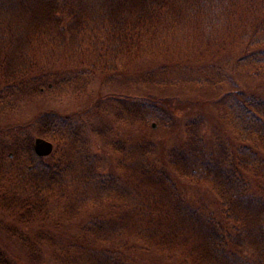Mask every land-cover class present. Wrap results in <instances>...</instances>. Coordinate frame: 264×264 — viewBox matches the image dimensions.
I'll return each instance as SVG.
<instances>
[{"label":"trees","instance_id":"16d2710c","mask_svg":"<svg viewBox=\"0 0 264 264\" xmlns=\"http://www.w3.org/2000/svg\"><path fill=\"white\" fill-rule=\"evenodd\" d=\"M206 39L220 51L242 49L236 67L264 74V0H0V114L26 94L70 92L72 71L45 70L58 47L111 72L148 57L155 67L146 78L158 87L218 89L229 78L219 50L209 58L191 54L198 41L210 46ZM134 110L144 126L166 121L149 101ZM224 119L235 136L231 148L215 153L195 137L169 155V170L154 165L150 141L129 148L111 142L122 156L121 176L105 171L85 126L42 113L0 149V213L37 226L41 242L60 247L52 251L60 264H133L124 252L133 237L185 244L191 264H264V98L229 95ZM38 136L54 144L49 157L35 152ZM175 175L210 186L215 211L201 212ZM71 225L75 236L56 233ZM7 230L44 252L19 226ZM0 264H11L1 250Z\"/></svg>","mask_w":264,"mask_h":264},{"label":"rangeland","instance_id":"374dc122","mask_svg":"<svg viewBox=\"0 0 264 264\" xmlns=\"http://www.w3.org/2000/svg\"><path fill=\"white\" fill-rule=\"evenodd\" d=\"M223 38L220 34V40ZM225 39L228 42L232 40L230 37ZM207 42H211V45L198 41L191 54L199 57L203 53L204 57L209 58L219 50L222 56L217 61L222 58L219 64L226 65L229 78L227 83L218 89L196 86L158 87L146 78L155 67L148 57L129 62L111 72L98 68L97 65L94 68V62L75 54L71 47L69 50L72 51L68 52L56 48L55 56L49 60L45 57V70L72 71L73 75L68 79L72 86L70 92L66 95H55L45 90L37 96L26 94L15 104V109L2 112L0 149L11 147L13 135L45 112H56L85 126L89 133L90 146L93 152L104 160L105 171L121 176L126 172L118 168V161L122 156L114 150L111 142H128L129 148L134 147L138 141H150L154 146V165L166 170H169V155L176 148L191 143L195 137L202 139L208 149L215 153L231 148L232 143L235 144V136L224 119V100L233 93L264 98V74L255 75L236 67L235 61L242 55V49L229 48L220 51V47H214L216 43L213 39ZM145 101L158 106L161 114L166 116V121L154 120L152 124L144 126L134 108L138 103ZM175 176L179 181L180 190L201 212L215 211L217 195L210 186L190 183ZM147 189L150 191V187ZM106 213L111 214L109 206ZM9 225L19 226L20 230L28 232L36 243L47 245L48 248L43 246L44 252H34L8 232ZM47 226L51 228L54 225ZM38 230L35 225L28 227L16 224L11 215L0 213V250L8 256L11 264H60L52 255V251L59 252L60 247L57 250L50 248L52 243L48 238H45L46 242H41L36 233ZM61 230L62 233H56H64L68 237L77 234L75 225ZM197 232L192 229L189 233L194 235ZM124 243H128L124 252L132 256L133 264H191L189 249L185 244L175 248L173 243L166 246L148 244L145 240L134 237L129 240L125 238ZM145 246L148 249L144 250Z\"/></svg>","mask_w":264,"mask_h":264},{"label":"water","instance_id":"95a60500","mask_svg":"<svg viewBox=\"0 0 264 264\" xmlns=\"http://www.w3.org/2000/svg\"><path fill=\"white\" fill-rule=\"evenodd\" d=\"M54 149V144L44 138H37L35 141V152L41 157H49Z\"/></svg>","mask_w":264,"mask_h":264}]
</instances>
